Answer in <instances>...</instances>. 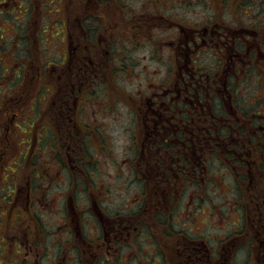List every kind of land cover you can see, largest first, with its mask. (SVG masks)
Wrapping results in <instances>:
<instances>
[{
    "label": "flooded vegetation",
    "instance_id": "flooded-vegetation-1",
    "mask_svg": "<svg viewBox=\"0 0 264 264\" xmlns=\"http://www.w3.org/2000/svg\"><path fill=\"white\" fill-rule=\"evenodd\" d=\"M10 1L19 4L16 8L21 7V0ZM197 1L211 4L207 6L209 10L201 13V19L197 12L182 11L172 3L168 4L164 15L163 0H145L141 10H131L126 0H76L73 16L69 10L67 15L64 6L61 26L50 27L51 34H57L52 38L59 37V53L50 39V50L43 46L36 50L34 46L39 38L32 40V28L26 22L22 34L16 37V48L10 59L0 62L3 69L0 78L12 72L7 84L0 82V177L4 174L2 181L7 189L2 190L5 187L0 181V228L14 218V229L19 226L16 234L29 235V231H25L29 228L27 222L44 220L34 211H43L35 209L36 205L50 191V183L46 185L44 181L50 176L52 149L60 148L57 133L64 131L65 142L75 141L76 136L81 142L83 138V141L94 142L99 119L89 122L88 118L97 111L98 101L92 94L98 83H103L108 91V101L99 112L108 114L110 106H119L118 102L123 103L125 106H120L121 109L125 107L128 112L133 106L124 96L125 87L118 83L132 81L130 74L140 61L136 52L145 51L153 61L167 63L169 60L171 76L161 84L150 81L148 87L139 91L137 118L142 135L137 150L139 172L156 180H168L171 173L186 179L193 190L208 193L212 188L207 187L205 181L211 168L214 165L220 168L218 173L214 171L215 176H224L223 171L228 169L231 175L234 173L236 182L233 192L255 196L246 203L241 202V206L246 212L252 210L253 216L250 220L247 214L248 220L252 228H256V239L264 243V113H259L264 102L249 99L247 84L242 91V82L238 79L241 67L249 69L254 62L264 64V58H257L255 53L264 44V26H261L264 20L259 21L264 17V0ZM247 2L252 4L248 7ZM259 6L262 12L257 13ZM239 11L248 17L252 13L254 24L247 26L239 22ZM224 13L229 14L230 19L226 20ZM164 20H168L165 28ZM3 47L0 42V51ZM47 51L56 52L54 55L59 56V62ZM165 53L167 59L164 60ZM34 56L38 58V65L34 63ZM6 64L10 67L4 69ZM142 74L147 76V70ZM118 91H122V95H117ZM75 130L80 132L77 134ZM14 131L18 155L13 153L3 165V158L13 152ZM33 157L36 182L27 178L22 184L18 176H13L20 175L23 165L28 167ZM85 161L79 162L80 166L83 167ZM88 164L89 170L92 169V163ZM84 170L87 171L85 166ZM89 170L86 178L93 188L90 195L94 196L97 183L89 172L97 170ZM39 179L43 182L37 183ZM51 185L55 188L59 184ZM152 190L163 193L171 188L170 185L153 186ZM33 193L36 200L32 199ZM22 197L26 200L24 207ZM93 206V216L100 218L103 212L94 202ZM19 207L22 213H18ZM120 218L121 233L137 220L134 214ZM22 227L24 230L20 229ZM67 239L65 235V248H77L72 244L76 239L73 242ZM33 241L30 236L28 242ZM232 242L230 240L229 244ZM185 243L179 255L186 264H212L213 255L206 242L201 241L203 247L198 246L197 240L188 239ZM21 244L19 241L16 245L21 248ZM263 246L259 249L261 256ZM109 248L106 247L107 252ZM1 249L6 252V247L1 246ZM21 254L23 252L17 256Z\"/></svg>",
    "mask_w": 264,
    "mask_h": 264
},
{
    "label": "rangeland",
    "instance_id": "rangeland-1",
    "mask_svg": "<svg viewBox=\"0 0 264 264\" xmlns=\"http://www.w3.org/2000/svg\"><path fill=\"white\" fill-rule=\"evenodd\" d=\"M43 1H45L44 5ZM43 1L21 0V7L16 8L19 4L12 3L10 0H0V42L4 46L0 51L1 63L6 62L3 59H10L13 48H16L14 45L17 43L18 38L16 37L22 34V29L27 26V21L30 24L29 27L32 28L30 31L32 40H37V36L39 38L34 48L41 50L43 46L44 49L50 50L49 41L51 40L57 45L56 52L59 53V37L52 38V36L56 37L57 34H51L52 29L50 27L61 26L64 6H66L67 15L69 10L73 16L77 2L76 0ZM126 1H129L131 10H141L145 0ZM170 3L182 11L197 12L200 19L201 13L209 10L207 6L211 5L207 2L199 3L197 0H163L164 15L167 14L166 7ZM251 4L250 2L245 3L248 7ZM35 5L38 6L36 11H34ZM260 12L262 9L259 6L257 13ZM239 14L241 15L239 22L244 25L249 26L256 21L252 13L251 17L245 16L243 11H239ZM228 15L224 13L226 20L230 19ZM263 20L264 17L259 19L260 22ZM163 22L165 28L168 20ZM54 32L56 31L54 30ZM42 37L45 39L43 42L41 41ZM10 43L11 45H9ZM20 52L21 49H19V54ZM56 52L50 51L47 54L52 57L55 56ZM255 53L257 58H264V44ZM136 55L139 56L140 61L135 67V72L130 74L132 81L118 83L125 87L124 96L126 95L125 97L130 99V104L133 106L128 112L125 107L121 109L120 106H125L121 102H118L119 106H110L111 112L108 114L99 112L108 101V91L103 83H98L92 94V97L98 101L97 111L95 115H89L88 118L89 122L99 119V122L97 121L99 128L96 130L97 137L93 135L94 142L83 141L84 138L81 142L78 136H76L75 141L67 140L65 142L62 139L64 131L61 130L57 133L59 135L57 142L60 148L59 150L57 148L52 149L50 176L48 180L44 181L46 185L50 183V191L42 196L39 205H36L35 209L43 211H34V214L36 212L43 216L45 223L53 230L52 233L44 232L41 237L37 238L42 243L39 247L34 248L32 246L34 242H28L29 235L16 234V229L19 226L14 229L13 226L16 223L14 218L7 220L0 228V248L1 246L6 247V252L2 251L0 258L4 254L6 261L7 255L8 262L14 260L16 264H183L186 261L179 254H182L185 242L190 238V240H197L199 247H203L201 241L206 242L210 249L209 252L213 255L212 264L213 262L214 264H264V255L261 256L259 252L264 243L256 239V228H252L250 221L253 216L252 210L246 212L241 206V202L245 203L255 196L233 192L232 188L236 183L234 173L231 175L229 170L225 169L223 171L224 176L222 174L215 176L214 171L216 170L218 173L217 170L220 169L217 165L211 168L210 176L205 181L207 187L212 188L208 193L195 191L186 179L172 175V180L174 178V181L177 180V185L172 183L175 189L171 186V191L163 192L164 194L170 193L174 197V201L168 199V204L163 207L171 216L170 221L173 222L170 232L149 212L146 220L137 218L135 224L129 227L130 231L128 229L123 233L119 231L118 221L121 219L120 217L125 218L128 215H133L131 213H137L143 206V199L141 198L143 191H145V182L142 178L146 179L148 185L152 184L153 186L154 184V179L151 176L150 178L144 177L139 172L137 150L142 138L137 118L139 116L137 106H140L139 91L148 87L147 84L150 81L161 84L165 83L166 79L171 76L169 60L167 63L153 61L151 60L152 57L145 51H138ZM144 55H147L148 58ZM55 58L59 62V56L56 55ZM165 59H167V53L164 54ZM18 60L21 61L20 58ZM34 63L38 65L37 56H34ZM6 67L9 68L10 65L9 67L8 64L3 66L4 69ZM145 69L147 76L142 74ZM0 73L2 75V68H0ZM138 74H141V77H138ZM5 75V77L0 78V82L5 81L4 84H7L12 79L11 70ZM238 75L239 81L242 82V91L244 85L247 84L246 88L250 92L247 95L248 98L251 100L258 98L264 102V64L254 62V66L249 69L241 67ZM245 76L248 77L245 78ZM121 92L118 91L117 95H122ZM259 113H264V107L259 108ZM67 132L66 130L65 135L68 138ZM75 132L77 131L75 130ZM79 132L80 130L77 134ZM81 134L84 135V132ZM12 142L13 152L9 153L10 155L5 159L3 158V165L5 161L12 158L13 153L16 157L18 155L16 133ZM57 142L55 143L57 144ZM37 156L38 154H36L35 160ZM33 160L34 157L30 159V163L28 162V167L23 165L24 161L21 174L15 173L13 176H18L19 182L22 184H25L27 178L36 182L35 170H33L35 160ZM81 161H85L82 163L83 167L79 164ZM90 162L93 168L89 170L90 164L88 163ZM84 166L87 171L84 170ZM88 170H97L96 172H89L90 175H94V181L97 183L95 187L98 189L95 190L94 196L90 195L93 188L86 178ZM0 179L2 187H5L2 190H7L2 181L4 174L1 175ZM40 181V179L37 180V183L43 182ZM54 183L59 185L54 188L51 185ZM34 194L31 196L33 200H36ZM150 198L147 189L145 200ZM20 201L24 207L25 198L22 197ZM93 202L103 212H101L100 218L93 216ZM1 208L0 203V211ZM171 209L172 211H170ZM85 211L88 212L85 213ZM18 213H22L21 207L18 208ZM247 214L250 215V220H248ZM144 221L149 230L139 227ZM133 227H136V233H134ZM20 229L24 230L23 227ZM36 231L39 234V231ZM241 231L242 234L236 239L235 237ZM65 235L68 236L67 240L71 239L70 242L76 239L72 244H74L73 247L76 246L77 248H65L63 243L60 244ZM259 238L262 239V236ZM230 240H233L231 245L229 244ZM19 241L22 243L19 252H23V254L17 256L18 246L16 244H19ZM44 242L49 244V249L46 251ZM107 246L110 247L108 252L106 251ZM1 264H7V262L1 261ZM190 264L192 263L190 262Z\"/></svg>",
    "mask_w": 264,
    "mask_h": 264
},
{
    "label": "trees",
    "instance_id": "trees-1",
    "mask_svg": "<svg viewBox=\"0 0 264 264\" xmlns=\"http://www.w3.org/2000/svg\"><path fill=\"white\" fill-rule=\"evenodd\" d=\"M136 163V161H135ZM139 164V163H138ZM140 170V168H139ZM141 174V173H140ZM170 174L169 177H168V180H166L165 178H160V179H154V184L153 186H157V187H165L166 185H170V187H174L175 189V186L172 185V183L176 184L177 185V180H175V178L172 180V174L171 173H168ZM142 175V174H141ZM149 176V175H148ZM144 177H147L144 175ZM143 181L145 182V191H143L144 193L142 194V198L143 199V206H141L140 210L134 214V217L136 218H140L142 220H146L148 218V212L149 213H152L153 216L155 217V220H158L159 222H161L164 226H166V228L168 229V231L170 232L171 231V226L173 224L172 221H170L171 219V216L163 209L164 205H167L169 200H172L174 201V197L172 194L170 193H167V194H164V193H161L160 191L158 193L154 192L152 190L151 187L152 184L148 185L147 182H146V179L145 178H142ZM180 182V180H179ZM182 183V182H180ZM183 185V184H182ZM185 186V185H184ZM147 189L149 191V195H150V199L148 200H145V196L147 195ZM158 194H161V195H158ZM264 197V196H262ZM246 203V202H245ZM163 209V210H162ZM170 209V208H169ZM172 211V209L170 210ZM169 215V216H168ZM37 220V219H36ZM36 220H34L32 223L30 222H27L29 228H26V232H28L29 234V237L32 236L33 238V242L34 244H32V246L35 248V247H39L40 244L42 243L40 240H37L38 237H41L42 234H44V232H47L48 234L49 233H52L53 230L50 229V226L47 225L44 220L42 219H38V221L36 222ZM38 224H39V227H38ZM123 225V224H122ZM125 225V223H124ZM144 225V226H143ZM38 227V228H37ZM140 228L142 229H146V230H149L148 229V226L146 225V222L144 221L143 224H141L139 226ZM138 228V229H140ZM133 229V228H132ZM140 229V230H142ZM39 231V234L37 233V231ZM130 230V229H128ZM134 233H136L134 231ZM178 233V232H177ZM240 235V234H239ZM190 239V238H188ZM60 242V241H59ZM63 243V240L62 242H60V244ZM44 244V249L45 251L47 249H49V244H47L46 242L43 243ZM22 245V244H21ZM30 247V246H28ZM21 248L20 247H17V251H16V254L20 253L19 250ZM28 249V248H27ZM4 251V249H1L0 250V254H2L1 252ZM28 255V254H27ZM25 256V255H24ZM23 256V257H24ZM28 258V256H27ZM1 261L2 262H7V264H16V262L12 261V262H8V257L6 255V261H5V257H4V254L3 256L0 258V264H1ZM183 264H186L183 262Z\"/></svg>",
    "mask_w": 264,
    "mask_h": 264
}]
</instances>
